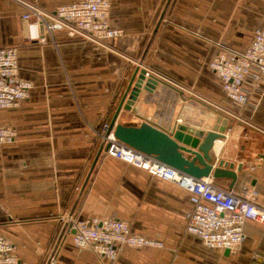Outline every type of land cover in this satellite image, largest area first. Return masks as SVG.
<instances>
[{"label":"crops","instance_id":"1","mask_svg":"<svg viewBox=\"0 0 264 264\" xmlns=\"http://www.w3.org/2000/svg\"><path fill=\"white\" fill-rule=\"evenodd\" d=\"M22 1L52 11L76 0H0V47L16 48L19 76L32 83L28 98L0 109V126L15 130L0 144V232L19 264H252L264 252V224L246 220L233 253L205 247L185 229L201 199L108 155L96 131L110 122L141 61L162 78L141 88L117 122L207 131L222 115L227 129L209 153L232 162L236 178H205L264 202V76L243 82L240 104L210 67L218 52H242L264 30V0H170L145 53L166 0H108L109 24L123 33L101 44L64 30L54 44L28 40ZM65 213L118 219L163 245L122 246L114 260L100 258L76 247L68 231L58 240Z\"/></svg>","mask_w":264,"mask_h":264},{"label":"built area","instance_id":"2","mask_svg":"<svg viewBox=\"0 0 264 264\" xmlns=\"http://www.w3.org/2000/svg\"><path fill=\"white\" fill-rule=\"evenodd\" d=\"M22 4L25 7L22 18L28 21L30 41L54 44L55 31L64 30L69 37L78 36L101 44L123 33L122 29L109 24L108 0H76L58 5L52 11L25 1ZM137 64L140 66L141 61ZM210 67L220 78L227 96L245 104L246 97L241 88L243 82L250 79L255 83L264 76V30H256L250 45L242 52L228 49L218 52ZM145 75L154 76L148 71ZM31 86L30 81L19 76L16 48L0 47V109L16 106L28 98ZM96 133L108 155L152 176L173 182L201 199L194 206L185 229L199 238L205 247L233 253L242 242L246 220L264 224V202L253 201L248 190L233 192L208 178H196L165 164L155 156L118 140L109 121L103 122ZM14 137L13 128L0 126V144L11 143ZM58 220L67 225L76 247L89 250L100 258L114 260L122 246L141 248L163 245L160 241L132 233L129 224L118 219H78L65 213ZM0 264H19L13 243L1 232Z\"/></svg>","mask_w":264,"mask_h":264},{"label":"water","instance_id":"3","mask_svg":"<svg viewBox=\"0 0 264 264\" xmlns=\"http://www.w3.org/2000/svg\"><path fill=\"white\" fill-rule=\"evenodd\" d=\"M169 1L166 0L144 53L150 45L157 26L164 17ZM145 72L144 68L136 66L129 78L115 113L110 120V127L113 128L114 136L127 145L151 154L165 164L196 178L208 177L211 174L213 177H229L233 181L236 178L233 163L223 159L215 162L209 153L214 141L222 138L227 129L228 119L222 115L216 117L215 122L207 131L178 124L171 132H167L145 120L138 124L117 122V117L122 110L131 109L141 88L150 90L159 82L154 76H146ZM102 148L103 142H101ZM65 231H68V227L64 224L58 235V240L62 238ZM224 251L226 254L229 253L228 250ZM255 254L256 257L252 264H264V252L257 250Z\"/></svg>","mask_w":264,"mask_h":264}]
</instances>
